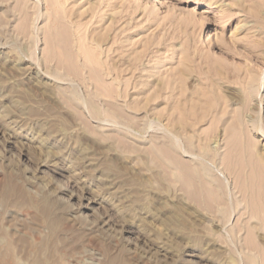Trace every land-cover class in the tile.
Returning <instances> with one entry per match:
<instances>
[{
	"label": "rangeland",
	"instance_id": "1",
	"mask_svg": "<svg viewBox=\"0 0 264 264\" xmlns=\"http://www.w3.org/2000/svg\"><path fill=\"white\" fill-rule=\"evenodd\" d=\"M261 155L264 0H0V264H264Z\"/></svg>",
	"mask_w": 264,
	"mask_h": 264
},
{
	"label": "bare ground",
	"instance_id": "2",
	"mask_svg": "<svg viewBox=\"0 0 264 264\" xmlns=\"http://www.w3.org/2000/svg\"><path fill=\"white\" fill-rule=\"evenodd\" d=\"M180 105L181 104H183V101H181V99H180ZM261 159L262 160H264V155H261ZM264 182V181H263ZM248 189V188H247ZM251 191V190H250ZM249 192V191H248ZM251 193V192H250ZM252 194V193H251ZM264 195V194H263ZM263 195H261L262 197L261 198H259V202H260V199H261V201H263L264 202V196ZM248 196H249V193H248ZM245 197V196H244ZM255 197V196H254ZM251 198V197H250ZM255 200V199H254ZM255 203V202H254ZM260 207H262V205L260 206ZM263 208V207H262ZM260 214H262V210H261V212H260ZM9 237H10V235L7 233V232H4L1 228H0V263H2L3 262V259H4V257L6 256V254H4L3 253V251H2V247H3V245H5V243L6 242H8L9 240ZM9 248V247H8ZM7 248V249H8ZM4 250V249H3ZM7 260V259H6ZM32 264H43V261H41V260H39V259H35L34 261H33V263Z\"/></svg>",
	"mask_w": 264,
	"mask_h": 264
}]
</instances>
